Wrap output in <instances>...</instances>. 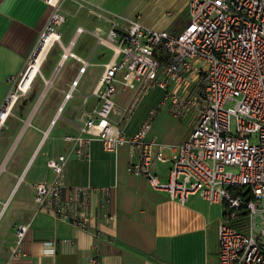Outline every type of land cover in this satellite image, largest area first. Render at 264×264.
I'll use <instances>...</instances> for the list:
<instances>
[{"label": "crops", "instance_id": "0c3cea01", "mask_svg": "<svg viewBox=\"0 0 264 264\" xmlns=\"http://www.w3.org/2000/svg\"><path fill=\"white\" fill-rule=\"evenodd\" d=\"M130 1H62L66 20L59 27L61 39L47 48L0 134V264H91L95 255L100 264H219L223 204L199 195L181 203L153 189L145 177L128 172L127 146L107 151L95 139L90 157L81 158L76 143L66 140L67 135L80 134L85 118L100 106L96 89L105 64L115 57L108 39L113 23L123 28L129 19L138 18L147 26L178 33L190 19V0H139L163 8L149 22H143L137 11L125 13ZM51 12L46 0H0V105L27 68ZM115 13L127 22L116 19ZM79 27L83 31L76 35ZM66 48L75 55L64 57ZM84 62L86 68L80 74ZM164 92L158 86L149 88L133 113L123 117L122 125L127 133L135 132L156 107L159 111L148 137L168 146L169 153L164 152L170 157L171 145L180 144L192 132L196 113L184 116L189 126L178 140L162 142L153 129L155 121L160 124L166 118L162 109L170 113V104L161 102ZM135 97L134 90L119 87L117 108L122 112ZM59 155L67 156L65 199L75 186L107 188V192H94L96 219L91 226L58 218L36 202V184L55 178L47 161ZM153 166L163 178L168 177L171 162L155 161ZM20 224H27L28 230L21 250L15 252V231ZM47 245L54 254L45 253Z\"/></svg>", "mask_w": 264, "mask_h": 264}, {"label": "built area", "instance_id": "2783aa9c", "mask_svg": "<svg viewBox=\"0 0 264 264\" xmlns=\"http://www.w3.org/2000/svg\"><path fill=\"white\" fill-rule=\"evenodd\" d=\"M62 1L46 0L52 8L49 21L27 68L0 105V134L28 89L22 82L43 44L61 39L59 27L66 20ZM189 17L178 33L147 26L138 18L129 19L123 28L113 23L108 39L115 57L105 64L96 89L100 106L85 118L80 134L67 135L66 140L76 143L81 158L90 157L95 139L107 151L127 146L128 172L145 177L153 189L181 203L199 195L223 204L219 264H264V0H190ZM82 31L79 27L76 35ZM67 55L75 54L66 48ZM157 86L164 89L161 102L170 104L174 116L196 113L192 132L171 145L170 157L164 144L148 137L156 107L133 133H127L121 122L133 113L139 97ZM119 87L136 92L122 112L115 101ZM155 161L171 162L167 178L154 169ZM66 162L65 155L48 159L55 178L36 184L35 199L56 217L86 228L96 219L94 192L107 188L75 186L65 199ZM27 230V224L16 227L15 252L21 250ZM45 251L55 253L48 245ZM90 263L100 264L98 256Z\"/></svg>", "mask_w": 264, "mask_h": 264}, {"label": "rangeland", "instance_id": "374dc122", "mask_svg": "<svg viewBox=\"0 0 264 264\" xmlns=\"http://www.w3.org/2000/svg\"><path fill=\"white\" fill-rule=\"evenodd\" d=\"M137 11L138 17H143V22H149L152 18H156L160 13H162L163 8L157 5H153L150 2H143L141 3L139 0H131L129 6H127L126 14ZM171 12L170 8L166 10V14L169 15ZM186 15V14H185ZM116 19H119L121 21H124V18H121V14L115 13L113 15ZM126 21V20H125ZM127 22V21H126ZM156 26V25H154ZM158 27V26H157ZM122 91L120 89L119 93ZM139 108V107H138ZM123 109V108H121ZM165 109H162V114H165L164 120H161V123L159 121H155L154 125L155 128L153 129V132H157L161 136V141L164 143H169L171 141L178 140L180 136L188 129L189 126V118L186 117H176L168 111H164ZM160 111V112H161ZM137 111L135 110L133 115H136ZM126 118V117H125ZM125 118L123 119L122 124H125ZM160 119V114L157 116V120ZM233 126H235V119L233 118ZM165 152L169 153V147L166 146L164 148Z\"/></svg>", "mask_w": 264, "mask_h": 264}, {"label": "bare ground", "instance_id": "6f19581e", "mask_svg": "<svg viewBox=\"0 0 264 264\" xmlns=\"http://www.w3.org/2000/svg\"><path fill=\"white\" fill-rule=\"evenodd\" d=\"M51 41L48 40L47 42H45L42 46V48L40 49V52L38 54V58H37V62H35L31 67L30 69L28 70V72L26 73V76L22 82V86L24 88H28V86L30 85V81L32 80L33 76L35 75V73L37 72L38 70V65H39V62L41 60V58L43 57L44 53L47 51V48L49 47V45H51Z\"/></svg>", "mask_w": 264, "mask_h": 264}]
</instances>
